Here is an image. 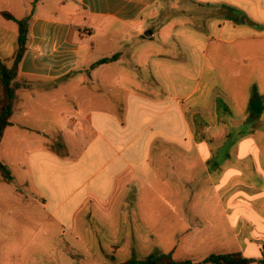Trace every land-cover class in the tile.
Instances as JSON below:
<instances>
[{
	"label": "crops",
	"instance_id": "crops-1",
	"mask_svg": "<svg viewBox=\"0 0 264 264\" xmlns=\"http://www.w3.org/2000/svg\"><path fill=\"white\" fill-rule=\"evenodd\" d=\"M34 1L0 0L3 59L13 58L17 20L30 16L18 76L23 86L0 144V159L13 173L11 182L0 176V204L17 203L23 214L25 201L34 200L52 215L44 196L50 201L53 196L71 202L66 212L76 213L75 197L89 196L99 199L97 213L99 204H107L103 209L113 217L119 210L133 216V203L170 204L178 197L186 204L184 213L190 204L208 203L205 192L182 195L177 189L178 180L189 186L211 162L219 166L214 150L203 149L208 133L216 128L219 134L217 125L231 121L224 119L233 110L227 78L209 50L264 37V0H41L33 7ZM47 5L54 7L52 13L40 11ZM92 34L94 40L86 38ZM6 40L14 43L8 55L1 44ZM84 42L100 57H83ZM113 56L118 57L97 65ZM220 57L236 63L239 53ZM234 69L232 78L238 77ZM247 106L255 118L251 100ZM7 183L18 187L7 189ZM151 188L165 193L153 198ZM215 188L220 212L197 215L198 225L180 233L183 256L174 255L180 246L175 242L170 252L194 263L241 252L261 264L264 196L240 197L231 189L221 194L223 181ZM248 188L264 193V183ZM154 229L147 222L139 228L132 224L124 228L123 241L145 249L157 237ZM201 252L208 255L192 259Z\"/></svg>",
	"mask_w": 264,
	"mask_h": 264
},
{
	"label": "rangeland",
	"instance_id": "rangeland-1",
	"mask_svg": "<svg viewBox=\"0 0 264 264\" xmlns=\"http://www.w3.org/2000/svg\"><path fill=\"white\" fill-rule=\"evenodd\" d=\"M53 8L52 5H47L40 8V11L52 13ZM144 25L146 29H150L148 21ZM96 32L97 37L102 35L100 28L93 33ZM95 37L96 34H92L91 38L86 35V38L91 40ZM1 44L4 46L5 55H8L14 43L6 40ZM84 44L83 57H100L97 54L98 49L91 50L86 42ZM16 47L17 43L15 49ZM232 51L239 53L238 62L220 57L221 54ZM209 55L211 60L223 69L227 78V91L233 102V110L230 115H225L224 119L233 122L218 124L220 133L216 134V128H213L206 139V147L203 150H214L216 155L213 157L219 166L211 162L208 165L209 170H203L199 173L201 177L191 179L189 186H184V180H178L181 184L177 189V193L180 191L182 195L198 196L201 191L205 192L209 202L190 204L187 213L183 212L186 204L182 199L178 200V197L171 199L170 204L133 203L134 209L136 208L131 212L133 216L120 213L119 210L112 214L113 217H109L108 210L105 212L103 209L107 204L98 205L103 206L99 213L94 210L99 199L94 198L92 201L89 196H77L74 204L76 213H67L66 208L71 202L64 203L53 196L50 201L44 196L47 199L45 203L48 212H52L57 218L43 210L42 204L34 200L25 201L23 214H20L17 203L10 204V208L0 204V264H119L130 258L142 259L156 251L169 253L174 242L180 245L174 255L182 257V230L191 225H198L196 216L199 214L220 212V205L215 199L216 183L224 182L225 189L219 188L221 194L231 189V195L245 198L263 197L264 193H258L254 188L250 190L248 187H262L264 183V109L251 119L247 105L250 100L257 99L264 107V37L240 39L232 48L215 44L209 50ZM3 60L7 66L13 64V58ZM232 66L235 67L234 71L238 72V77L232 78ZM227 134L230 136H226ZM5 187L13 190L18 186L7 183ZM128 191L134 192L136 188H128ZM150 191L151 193L143 190L141 193H150L153 198L158 193H165V190L160 193L152 188ZM84 200L88 202L84 204ZM242 207L247 211L246 205ZM90 212H93L91 217ZM138 215L140 217L136 218ZM146 222L155 228L157 237L149 245L147 243L145 249H142V245H136L132 249L123 241L124 228L132 224L134 228H139ZM122 227L124 231L121 232ZM135 241L140 242L137 239ZM154 242L156 243L153 245ZM203 255L208 254L201 252L192 259L200 261Z\"/></svg>",
	"mask_w": 264,
	"mask_h": 264
},
{
	"label": "trees",
	"instance_id": "trees-1",
	"mask_svg": "<svg viewBox=\"0 0 264 264\" xmlns=\"http://www.w3.org/2000/svg\"><path fill=\"white\" fill-rule=\"evenodd\" d=\"M39 1L41 0H35L32 4L33 7ZM3 15L7 19L15 20V17L7 12H3ZM29 19L30 16L22 20H17L19 34L17 47L13 55V64L7 66L0 56V82L2 86V97L0 99V144L6 129L12 124L11 117L17 99V92L23 86L18 80V76L20 64L27 49ZM117 57L118 56H113L111 59H102L97 62V65L116 60ZM251 109L258 113L263 110V107L257 99H253L251 100ZM0 176L5 182H11L13 180L11 169L1 159ZM254 262V259L244 256L241 252L213 254L205 258L201 263H194L188 259H178L172 252H154L142 259L130 258L119 264H253ZM259 262L264 264V245L261 249V258Z\"/></svg>",
	"mask_w": 264,
	"mask_h": 264
},
{
	"label": "water",
	"instance_id": "water-1",
	"mask_svg": "<svg viewBox=\"0 0 264 264\" xmlns=\"http://www.w3.org/2000/svg\"><path fill=\"white\" fill-rule=\"evenodd\" d=\"M152 35V31L151 30H148L147 32H145V36H151Z\"/></svg>",
	"mask_w": 264,
	"mask_h": 264
}]
</instances>
